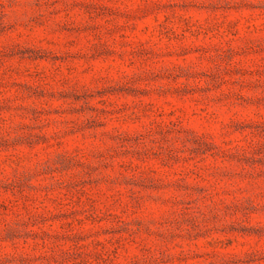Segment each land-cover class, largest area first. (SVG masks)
Returning a JSON list of instances; mask_svg holds the SVG:
<instances>
[{
  "label": "rangeland",
  "instance_id": "obj_1",
  "mask_svg": "<svg viewBox=\"0 0 264 264\" xmlns=\"http://www.w3.org/2000/svg\"><path fill=\"white\" fill-rule=\"evenodd\" d=\"M0 264H264V0H0Z\"/></svg>",
  "mask_w": 264,
  "mask_h": 264
}]
</instances>
